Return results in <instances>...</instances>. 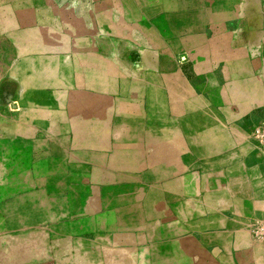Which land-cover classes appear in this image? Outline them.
Returning <instances> with one entry per match:
<instances>
[{
	"label": "rangeland",
	"instance_id": "rangeland-1",
	"mask_svg": "<svg viewBox=\"0 0 264 264\" xmlns=\"http://www.w3.org/2000/svg\"><path fill=\"white\" fill-rule=\"evenodd\" d=\"M234 59L264 77V0H0V264H83L120 246L103 235L120 221L86 219L106 190L58 162L101 149L147 167L175 161L182 177L204 143L187 139L188 123L207 129L218 95L186 85H217L223 71L229 81ZM161 209L138 223L158 255L184 223L179 205Z\"/></svg>",
	"mask_w": 264,
	"mask_h": 264
},
{
	"label": "crops",
	"instance_id": "crops-1",
	"mask_svg": "<svg viewBox=\"0 0 264 264\" xmlns=\"http://www.w3.org/2000/svg\"><path fill=\"white\" fill-rule=\"evenodd\" d=\"M237 61L230 64L229 81L223 71L217 85H186L190 94L218 95L208 98L216 115L202 119L207 129L198 131L192 120L188 123L187 139L199 134L204 143L188 149L191 157L202 159L196 166L186 162L182 177L175 161L167 169L147 167L101 149L89 151L93 161L87 164L75 162L73 150L65 163L58 162L65 171L71 166L87 169L89 189L106 190L103 204L91 208L87 220L121 222L120 228L107 226L103 235L119 237L122 244L114 250L106 246L96 261L82 259L83 264H264V242L256 238L264 237V143L251 133L264 131V77L251 70L244 74ZM192 96L190 108L197 102ZM205 104L202 97V108ZM178 205L184 223L158 255L154 244L139 240L153 236V228L138 223L159 220L154 214L161 213L162 206H168L164 212L175 213ZM170 220L177 222L173 216Z\"/></svg>",
	"mask_w": 264,
	"mask_h": 264
},
{
	"label": "built area",
	"instance_id": "built-area-1",
	"mask_svg": "<svg viewBox=\"0 0 264 264\" xmlns=\"http://www.w3.org/2000/svg\"><path fill=\"white\" fill-rule=\"evenodd\" d=\"M254 133L258 135L262 139V142L264 143V131L263 133H261L260 131L255 130Z\"/></svg>",
	"mask_w": 264,
	"mask_h": 264
}]
</instances>
